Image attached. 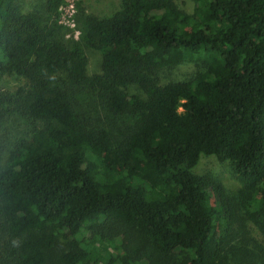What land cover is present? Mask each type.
<instances>
[{
    "label": "trees",
    "instance_id": "16d2710c",
    "mask_svg": "<svg viewBox=\"0 0 264 264\" xmlns=\"http://www.w3.org/2000/svg\"><path fill=\"white\" fill-rule=\"evenodd\" d=\"M181 1L79 4L67 42L63 0H0V125L26 126L0 135V264H264V0Z\"/></svg>",
    "mask_w": 264,
    "mask_h": 264
},
{
    "label": "rangeland",
    "instance_id": "374dc122",
    "mask_svg": "<svg viewBox=\"0 0 264 264\" xmlns=\"http://www.w3.org/2000/svg\"><path fill=\"white\" fill-rule=\"evenodd\" d=\"M121 1L122 0H63L61 13L58 18V25L63 27L62 31L65 41H80L82 38V32L78 23L79 4L87 14L108 17L113 15L120 8ZM44 2L45 0H20L24 11L37 10L43 12ZM180 6L188 7L190 5L187 0H183L180 2ZM85 54L89 62V72L91 74L98 72L100 64L102 63V55L91 49H85ZM196 71L197 69L194 64H184L171 72L163 73L162 81L163 83L169 81H183L194 75ZM19 85L20 81L18 78L14 76L8 77L2 84V90L12 91ZM18 129H26V126L19 128L14 121L4 120L0 125V135L13 139ZM193 173L200 176H212L217 178L225 185L232 195L236 194L240 188V184L236 180L230 164L228 162H220L215 156L201 155L199 163L193 169ZM248 227L251 238L264 248V240L257 229L251 224ZM88 237V232L83 233L82 238ZM111 252L115 253L112 248Z\"/></svg>",
    "mask_w": 264,
    "mask_h": 264
},
{
    "label": "built area",
    "instance_id": "2783aa9c",
    "mask_svg": "<svg viewBox=\"0 0 264 264\" xmlns=\"http://www.w3.org/2000/svg\"><path fill=\"white\" fill-rule=\"evenodd\" d=\"M61 7H62V6H61ZM61 7H60V9H59L60 13H61Z\"/></svg>",
    "mask_w": 264,
    "mask_h": 264
}]
</instances>
